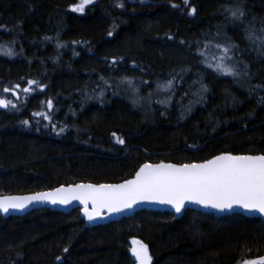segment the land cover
<instances>
[{
    "label": "trees",
    "instance_id": "1",
    "mask_svg": "<svg viewBox=\"0 0 264 264\" xmlns=\"http://www.w3.org/2000/svg\"><path fill=\"white\" fill-rule=\"evenodd\" d=\"M76 3L0 0V43L16 53L0 55V97L17 105L0 108V195L116 183L145 162L264 154V47L245 38L249 28L264 35V0H93L83 13L71 10ZM237 6L241 20L228 11ZM208 42L209 59L216 44L237 46L240 75L203 63L198 50ZM173 78L171 92L158 91ZM28 80L45 87L25 95ZM167 96L170 104L158 103ZM48 99L51 121L34 115L48 111ZM132 239L148 246L152 264H242L264 254V222L140 211L87 226L79 209L41 208L0 216V264H136Z\"/></svg>",
    "mask_w": 264,
    "mask_h": 264
},
{
    "label": "snow or ice",
    "instance_id": "2",
    "mask_svg": "<svg viewBox=\"0 0 264 264\" xmlns=\"http://www.w3.org/2000/svg\"><path fill=\"white\" fill-rule=\"evenodd\" d=\"M185 5L189 0H183ZM93 0H78V3L71 5L74 12L83 13ZM123 7V4L117 5ZM172 7H178L173 4ZM232 18L241 20L245 13L239 6L228 9ZM194 7L189 8V14H195ZM264 33V28L261 29ZM112 35L111 32L108 33ZM245 38L253 43L259 42L264 47V35H256L254 29L246 31ZM45 39H49L46 37ZM14 43V42H13ZM58 47L61 45H57ZM210 42L205 44V48L198 50L204 57L203 63L216 72L227 76H238L235 65L232 63L234 57L231 55L237 47L231 42L216 44V52L212 53L209 59L207 53ZM75 54V53H74ZM0 55L13 57L16 55L14 49L8 44L0 43ZM174 80L170 79L157 84L158 91L171 92L174 87ZM124 81L132 87L133 92L138 89L134 86L131 78L125 77ZM33 86L43 90L44 85L36 80H28L27 86L23 88L25 95L34 91ZM19 88L20 85L15 86ZM4 92L11 89L5 88ZM207 91V86L201 84L200 93ZM17 95L18 93H13ZM103 95V92L100 93ZM264 99V98H262ZM134 100L133 103H137ZM172 96L158 101L161 104H170ZM47 112L34 113L42 116L44 120L51 121V111L54 107L52 99H48ZM16 108L17 105L3 97H0V108ZM191 110V105L186 109ZM28 125L29 121H22ZM53 130L56 126L52 125ZM63 127L59 128V133L64 132ZM116 137L117 143L123 145L124 139L112 133ZM73 201H78L83 205L81 211L88 221H94L107 214L120 213L133 208L141 202H156L170 205L176 213H181L188 203L198 204L204 208H212L218 211L231 210L240 207L248 212H257L264 216V154L233 155L230 152H223L212 159L202 163H144L136 171L134 178L124 180L119 184H92L77 183L67 187L61 185L50 191L36 192L30 195H0V213L8 214L10 210H24L33 203L49 202L51 204L70 205ZM136 245L131 249L132 255L136 259V264H152V257L146 244L141 241H134ZM65 252L68 251L66 247ZM60 259L59 257L57 258ZM242 264H264V256L256 259L244 260Z\"/></svg>",
    "mask_w": 264,
    "mask_h": 264
},
{
    "label": "water",
    "instance_id": "3",
    "mask_svg": "<svg viewBox=\"0 0 264 264\" xmlns=\"http://www.w3.org/2000/svg\"><path fill=\"white\" fill-rule=\"evenodd\" d=\"M220 154H217V155H220ZM233 155H240V154H233ZM250 155H259V154H250ZM213 157L214 156L210 157L209 159H212ZM209 159H207V160H209ZM160 162L178 164V163L168 162V161H160ZM160 162H156V163H160ZM202 162L203 161L195 162V163H202ZM145 163H151V162H145ZM156 163H153V164H156ZM191 163H193V162H191ZM183 164H186V163H183ZM139 168L136 171H138ZM135 173L133 174L132 177H130L128 179L134 178ZM123 181L116 182V183H92V182H78V183L119 184V183H122ZM74 184H77V183H74ZM68 185H70V184H68ZM68 185H64V186L67 187ZM60 186H57V187H60ZM57 187H55V188H57ZM55 188H52V189H55ZM52 189L42 190V191H50ZM37 192H41V191H37ZM34 193H36V192L27 193V194H10V195H30V194H34ZM82 207H83V205H81L78 201H73L70 205H67V206L60 205V204H51L49 202L33 203L32 205H30L29 207H27L24 210H10V212L8 214L0 213V216H2L4 218H8L11 216L20 217V216H24V215H26L32 211H35V210H38L41 208L56 210V211L62 212L64 214H68L74 209H79L80 210V217L83 219V221L86 223L87 226H97V225H105L108 223H112V222L121 220L123 218L131 217L140 211L169 212V213L174 214V217L176 219H179L180 217H182V215L184 214V212L186 210H196V211H200L202 213L212 214L215 217H220V216H224V215H232V214H240V215H243V216L248 217V218H259L261 221L264 222V216H261L257 212H248V211H246L240 207H234L231 210H225V211L221 212V211H218V210L212 209V208H204L198 204L188 203L186 205L185 209L181 213H176L175 210L170 205L160 204V203H156V202H141V203H138L137 205H135L133 208L127 209V210L120 212V213L107 214L105 212V215L102 218H98V219L90 222L84 217V215L81 211ZM262 256H264V254ZM254 259H256V258H254ZM135 263H136V259H135Z\"/></svg>",
    "mask_w": 264,
    "mask_h": 264
},
{
    "label": "rangeland",
    "instance_id": "4",
    "mask_svg": "<svg viewBox=\"0 0 264 264\" xmlns=\"http://www.w3.org/2000/svg\"><path fill=\"white\" fill-rule=\"evenodd\" d=\"M134 241H139V240H137V239H132L131 241H130V252H131V249L133 248V247H135L136 245L134 244ZM131 255H132V252H131ZM133 256V255H132ZM134 257V256H133ZM135 258V257H134Z\"/></svg>",
    "mask_w": 264,
    "mask_h": 264
}]
</instances>
